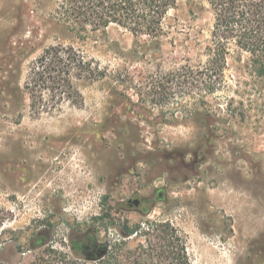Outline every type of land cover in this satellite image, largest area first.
I'll return each instance as SVG.
<instances>
[{
  "label": "rangeland",
  "instance_id": "1",
  "mask_svg": "<svg viewBox=\"0 0 264 264\" xmlns=\"http://www.w3.org/2000/svg\"><path fill=\"white\" fill-rule=\"evenodd\" d=\"M60 1L0 0V263L28 264L48 244L93 262L75 242L133 248L145 222L169 221L192 264H264V92L245 120L235 109L252 96L248 55L232 50L205 93L206 4L171 9L155 45L114 24L78 34ZM59 46L95 73L73 72L62 100L44 74L31 109L29 68ZM134 197L146 210L126 205Z\"/></svg>",
  "mask_w": 264,
  "mask_h": 264
},
{
  "label": "trees",
  "instance_id": "2",
  "mask_svg": "<svg viewBox=\"0 0 264 264\" xmlns=\"http://www.w3.org/2000/svg\"><path fill=\"white\" fill-rule=\"evenodd\" d=\"M183 2L206 4L213 13L208 59L199 71L205 93L217 89L232 50L238 57L241 53L248 55L244 67L251 82H245L244 86L252 96L248 104L241 99L236 101L235 107L238 110L236 115L245 120L247 105L253 109L259 106L254 93L257 90L264 92V0H61L56 12L78 34L114 24L135 39L146 35L156 45L164 34L168 12ZM86 64L72 46L45 50L29 68L26 89L31 109H36L41 100L35 93V84L43 79L44 74L47 73L49 78L55 73L57 86L52 90H57L58 100H62L72 87L70 79L74 73L79 77L81 70L89 69L84 66ZM93 73L92 69L87 71L89 75ZM236 92L238 94V90ZM139 230L140 235H146L144 242L131 248L125 240L116 241L109 248L105 246V253L93 262L78 261L67 251L48 244L28 264H192L186 236L171 222L147 221Z\"/></svg>",
  "mask_w": 264,
  "mask_h": 264
},
{
  "label": "flooded vegetation",
  "instance_id": "3",
  "mask_svg": "<svg viewBox=\"0 0 264 264\" xmlns=\"http://www.w3.org/2000/svg\"><path fill=\"white\" fill-rule=\"evenodd\" d=\"M162 192L160 189L156 190V199L160 200L162 199ZM146 203L145 199H140L138 197L130 198L127 200L126 205L131 208H143V210H146V207H144V204ZM85 238L82 241H78L74 243V247L76 250L78 249L80 252H82L85 256L89 255H95L96 252H98L101 248V245L96 244L92 241H87L85 243Z\"/></svg>",
  "mask_w": 264,
  "mask_h": 264
},
{
  "label": "water",
  "instance_id": "4",
  "mask_svg": "<svg viewBox=\"0 0 264 264\" xmlns=\"http://www.w3.org/2000/svg\"><path fill=\"white\" fill-rule=\"evenodd\" d=\"M105 250H106V247H105V245H104V246H102V247L100 248V250H99L98 252H96L95 255H92V256L87 255L86 257H87L88 259H95V258L101 257V256L105 253Z\"/></svg>",
  "mask_w": 264,
  "mask_h": 264
}]
</instances>
